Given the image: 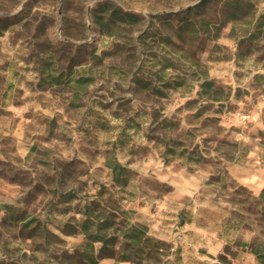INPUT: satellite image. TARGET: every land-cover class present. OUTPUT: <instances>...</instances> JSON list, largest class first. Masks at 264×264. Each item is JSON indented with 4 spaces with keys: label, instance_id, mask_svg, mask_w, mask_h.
<instances>
[{
    "label": "rangeland",
    "instance_id": "1",
    "mask_svg": "<svg viewBox=\"0 0 264 264\" xmlns=\"http://www.w3.org/2000/svg\"><path fill=\"white\" fill-rule=\"evenodd\" d=\"M263 190L264 0H0V264H263Z\"/></svg>",
    "mask_w": 264,
    "mask_h": 264
},
{
    "label": "trees",
    "instance_id": "2",
    "mask_svg": "<svg viewBox=\"0 0 264 264\" xmlns=\"http://www.w3.org/2000/svg\"><path fill=\"white\" fill-rule=\"evenodd\" d=\"M128 15V14H127ZM129 19L135 20L132 15H128ZM210 86V84H205ZM113 172L116 173L118 164L109 165ZM264 194L261 193V197ZM101 223L95 224L94 228L89 223V219L81 226V233L88 240L87 246L92 247L94 243H100L99 253H105L106 257H117L120 261H138L140 257H156L154 250L157 252L161 247V242L154 240L146 235L145 228L137 225H129L126 228H120L118 236H106L101 233L102 230L108 229ZM146 248H149L145 251ZM251 253L256 256V259L264 264V254H259L256 250L251 249ZM92 263H95L92 260Z\"/></svg>",
    "mask_w": 264,
    "mask_h": 264
}]
</instances>
